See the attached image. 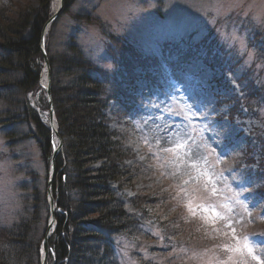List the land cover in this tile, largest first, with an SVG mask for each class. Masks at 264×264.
Masks as SVG:
<instances>
[{"label": "rangeland", "instance_id": "rangeland-1", "mask_svg": "<svg viewBox=\"0 0 264 264\" xmlns=\"http://www.w3.org/2000/svg\"><path fill=\"white\" fill-rule=\"evenodd\" d=\"M72 1L62 12V0V6L52 21L59 0H0V25L10 23L17 12L28 11L32 7H43L48 15L38 41L40 53L42 43L47 61L42 58L39 88L24 95L15 93L12 99L17 100L16 104L0 98V230L4 231L26 213L28 215L31 212L29 205L35 200L36 204L39 203V210H42L41 217L45 216L46 227L38 262L50 264L48 239L55 223L54 215L52 222V143L46 160L40 149L43 140L34 137L41 136L35 122L29 118L28 122L14 127L12 136H8L6 129L12 125L7 122L6 116L8 112L33 109L37 121L49 127L52 135L50 56L62 53L67 37L76 34L77 46L98 67L107 70L111 65L104 54L111 43L107 34H114L127 40L141 55L158 59L157 64L151 63L144 68L136 65L131 69L132 73H128L129 76L122 73L128 78L121 84L124 92L110 99L104 109L107 126L117 133L121 146L131 151L125 165L135 167L131 180L124 181L121 192L134 196L148 191L160 199L163 197L164 200L157 206L160 217H173L172 224H180L184 229H178L177 237L166 241L162 239L161 228L150 225L149 232L157 239L146 240L148 243L140 246L119 239L116 245L119 264H144V261L151 264H216L218 259H226L229 255L216 246L234 243L231 234H214L212 226L205 224L200 213L192 215L186 207L188 196L181 192V188L189 189L193 185L192 181L184 183L191 171L187 168V161L180 163L161 151L162 147H171L172 144L160 138L174 137L173 129L189 123L182 117L194 101L208 118L203 119L202 114L191 118L195 143L189 141V147L201 156H208L207 164L219 174L221 170L235 166L231 163L235 153L230 152L227 158L217 163L222 149L215 143L213 132H220L225 126L230 129V138L225 142L230 149L242 153L236 159L248 166L247 177L257 185L251 189L254 199L247 209L228 201L234 208L233 226L241 238L247 236L250 240L264 241V218H261L264 189L260 188H264V162L262 167L258 163L259 158L264 156V64L255 53L256 44H252L257 43L260 37L256 38L251 31L254 26L264 30V0ZM78 11L85 12L92 21L76 23L73 15ZM213 19L215 23H212ZM231 32L244 39L245 50L240 44L230 46L221 35ZM182 38L186 40L180 41ZM258 40V43H264V39ZM246 51L253 53L252 60H248ZM215 55L220 61L214 59ZM224 57L229 58L233 68L221 60ZM119 67L118 70L123 66ZM173 83L179 91L172 88ZM243 90H248L247 96L252 92L258 93L256 116L247 112V99L241 101ZM145 103L148 107L143 106ZM153 104L159 107H153ZM149 116L162 118L148 120L145 124ZM166 125L169 127L164 130ZM157 140L160 142L157 143ZM53 145L54 149L57 144L54 142ZM212 149L215 151L209 155ZM204 166L200 164L201 168ZM192 174L195 175V172ZM232 175L225 171L217 185L224 196L234 194L229 192V186L235 187ZM159 246L168 249L165 252L153 250ZM134 251L137 253L132 254ZM256 251L264 253L262 248Z\"/></svg>", "mask_w": 264, "mask_h": 264}, {"label": "trees", "instance_id": "trees-1", "mask_svg": "<svg viewBox=\"0 0 264 264\" xmlns=\"http://www.w3.org/2000/svg\"><path fill=\"white\" fill-rule=\"evenodd\" d=\"M72 2L63 0L62 12ZM42 8L19 11L10 23L0 25V98L5 101L16 104L17 100L12 99L15 93L21 95L39 88L42 56L38 41L48 18L46 9ZM73 18L76 23L92 21L82 11H78ZM54 26L55 21L52 22V32ZM251 31L256 38L264 39L263 29L254 26ZM107 36L111 43L104 54L113 68L111 70L98 67L86 56L75 43L76 34L67 37L62 53L48 57L52 67L56 134L61 141L54 158L55 174L52 178L55 223L48 239L50 264H119L116 253L119 239L140 246L148 243L146 240L157 239L149 232L150 225L161 228L162 239L166 241L177 237L178 229L184 230L182 225L172 224L173 217H167L171 219L168 221L166 217H160L157 206L164 200L163 197L160 199L148 191L134 196L121 192L124 181L131 180L135 167L125 165L131 151L121 146L117 133L107 126L104 109L110 99L124 92L121 84L128 78L122 73L129 76L128 73H132L131 69L136 65L144 68L151 63L157 64L158 59L141 55L122 37L114 34ZM258 39L252 44H256L255 53L264 64V43H258ZM214 59L220 61L216 55ZM221 60L233 68L229 58ZM119 66H123L122 69L118 70ZM247 95L248 90H243L241 101L247 99V112L256 116L258 93ZM128 97L133 98L131 95ZM35 113L33 109L8 112L7 122L12 126L6 129V135L12 136L14 127L31 118L41 135L34 137L43 140L40 143L42 157L48 160L51 143L53 153L57 137L53 131L51 135L49 127L37 121ZM263 162L264 156L258 160L261 167ZM38 200L41 201V198ZM38 205L34 200L29 205L31 212L25 214L26 218L24 215L4 231L0 230V264H39V249L46 227L45 216L41 217L42 210ZM165 249L168 248L159 246L153 250L165 252ZM135 253L137 251L132 252ZM144 264L151 263L144 261Z\"/></svg>", "mask_w": 264, "mask_h": 264}, {"label": "snow or ice", "instance_id": "snow-or-ice-1", "mask_svg": "<svg viewBox=\"0 0 264 264\" xmlns=\"http://www.w3.org/2000/svg\"><path fill=\"white\" fill-rule=\"evenodd\" d=\"M215 22V19H213L212 23ZM221 35L226 42L230 43V46L240 44L241 49L245 50L244 39L236 35L235 32L221 33ZM246 55L249 61L252 60L253 53L251 51H246ZM107 70H111V65L108 66ZM171 86L175 91H179L175 83ZM143 106L148 107V104L145 103ZM152 106L159 107L157 104H153ZM171 111L172 110L169 109V113H171ZM161 112H163V109H161ZM197 114H202L205 120L208 118L207 113H202V109L198 107L197 103L194 101L193 104L189 105L188 112L182 117L188 120L189 123L184 124L178 129H173L174 137L160 138L172 144L171 147H162L161 151L175 157L180 163L187 161V168L191 170L188 173V180H185L184 183L188 184L189 181H192V187L189 189L181 188V192L188 196L186 207L192 215L200 213V218L205 224H210L212 226L211 230L214 234L218 236H228L231 234V240L234 243H224L216 246L220 251L229 254L226 259H218L216 264H229V262H231V264H264V253L256 251L257 248L264 249V241L250 240L247 236L242 238L239 237L236 233V228L233 226L232 219L234 213L232 203L241 204L247 209L248 205L254 199L251 189L257 185L253 180L247 177L246 173L248 171V166L243 165L239 159H236V157L241 156L242 153L237 152L234 148L230 149L228 143L225 142L230 138V129L227 126L220 132H213V136L216 137L215 143L222 149L217 157V163H219L221 159L227 158L230 152H234L235 156H233L232 159L235 166H229L221 170L218 174L207 164L208 156H201L199 153L191 150L189 141L195 143L192 137V131H195V129L191 128V118L196 117ZM161 118V116H149L148 119L145 120V124L148 123V120H160ZM157 127H159V125H157ZM167 127L169 126L166 125L164 130H167ZM197 134L199 135V133ZM145 142H147V140ZM159 142L160 141L157 140V143ZM212 151H215V149L209 151V155H211ZM180 153H183V155H180ZM173 162H175V160ZM201 163L205 165L203 168L200 167ZM225 171H227L229 175L236 173V175H232V180L235 185L234 189L232 186H229V192L234 194L229 196H224L221 188L217 186ZM192 172H195V175H193ZM189 193H191V195H189ZM245 193H248V195H245ZM252 206L255 205L253 204ZM261 218H264V209H262ZM236 222L238 223V221Z\"/></svg>", "mask_w": 264, "mask_h": 264}, {"label": "water", "instance_id": "water-1", "mask_svg": "<svg viewBox=\"0 0 264 264\" xmlns=\"http://www.w3.org/2000/svg\"><path fill=\"white\" fill-rule=\"evenodd\" d=\"M61 6H62V0H59L58 8H57V10L55 11V13L52 15V21L55 19V17H56V15H57V13L59 12ZM42 36H43V34H42ZM41 54H42V58H43V60H44L45 62H47V61H46L45 53H44V51H43V45H42V43H41ZM50 114H51V121H52V130H54V133L56 134V126H55V121H54V110H53V104H52V111H51ZM56 135H57V134H56ZM58 139H59V138H58ZM60 146H61V141H60V139H59V140H58V145H57L56 147H54V149H53V154H52V178H53V176H54V174H55V170H54V158H55V154H56L57 151L59 150ZM54 208H55V207H54V202H53V199H52V222H53V215H54V211H55ZM44 241H45V239H44Z\"/></svg>", "mask_w": 264, "mask_h": 264}]
</instances>
